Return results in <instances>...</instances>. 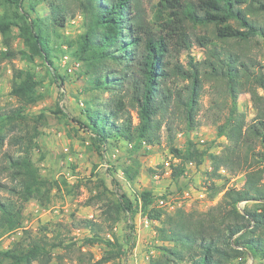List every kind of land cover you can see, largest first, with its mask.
Here are the masks:
<instances>
[{"label":"trees","instance_id":"trees-1","mask_svg":"<svg viewBox=\"0 0 264 264\" xmlns=\"http://www.w3.org/2000/svg\"><path fill=\"white\" fill-rule=\"evenodd\" d=\"M3 1L14 9V18L4 15L0 19V35L6 48L0 51V59L12 56L8 36L14 27L25 49L19 55L31 63L40 59L56 71L51 32L64 29L68 21L63 0L50 1L49 14L44 19L31 18L23 7L27 4L35 13L37 0ZM76 7L84 19V33L75 42L73 57L83 63L84 74L91 78L88 90L96 92L91 98L93 107L85 110L86 123L78 124L90 134L94 148L98 151L110 140H121L137 148L142 143L154 146L160 143L162 130L172 145L175 133L173 122L168 121L169 113L174 108L181 109L186 130H195L205 81L224 88L229 99L225 115L214 121L216 137L225 138L228 145L219 155L200 150L191 142L184 150L171 146L170 154L178 161L172 165L171 178L177 180L187 164L198 167L206 158L210 160L213 177L220 178L221 168L230 175L244 177L240 189H227L221 201L206 212L178 209L167 213L155 209V197L147 191L136 193L133 201L116 195L107 204L103 223L111 231L121 215L132 217L139 213L157 223L153 231L159 244L158 256L151 258L149 264H245L248 256L264 259V97L258 92V88H264V74H256L254 63L246 56L218 50L215 45L208 49V57L202 63L204 70L199 68L200 64L190 63L185 68L172 61L173 53L179 55L190 47L186 29L189 22L205 28L213 26V34L221 42L247 44L256 36L264 38V28L254 19L264 13V1L160 0L155 13L160 28L157 32L145 23L140 0H76ZM196 42L201 46L211 44L206 35ZM18 79L13 83L12 95L27 100L28 90L36 83L31 75L21 72L15 75ZM178 81L188 85L178 87ZM105 93L109 98L106 107L99 105V95ZM242 93L249 94L256 110L250 121L238 109L237 100ZM12 168L14 183L0 184V190L9 194L0 197V237L23 228L24 211L30 201L36 200L42 206L50 203L55 185L38 174L30 147L12 161ZM126 173L132 180L130 173ZM243 203L254 206L240 209ZM71 222L76 230L90 232L84 238L86 246L104 244L110 250L107 257L94 263L89 253V264H105L125 255L112 236V240L101 236L105 230L102 223L74 217ZM53 228L44 227L47 234L42 238L30 237L28 242L20 239L13 247L0 251V264H49L53 250L68 248L59 234L60 229L67 227L56 224ZM112 251L117 252L113 255Z\"/></svg>","mask_w":264,"mask_h":264},{"label":"rangeland","instance_id":"rangeland-1","mask_svg":"<svg viewBox=\"0 0 264 264\" xmlns=\"http://www.w3.org/2000/svg\"><path fill=\"white\" fill-rule=\"evenodd\" d=\"M50 1L53 0H37L35 13L30 11L27 4L23 7L31 18L39 16L44 19L49 14ZM159 1L140 0L143 19L145 23L154 27L155 32L160 30L158 22L155 21ZM63 3L69 14L66 26L55 33L51 32L50 46L53 49L52 56L56 57L54 61L56 71L40 59L31 63L19 55V52H24L25 49L22 40L19 39L18 30L14 27L8 36L12 56L0 59V121H4L0 123L2 136L0 184L11 186L14 183L12 173L15 170L12 168V161L22 157L24 148L28 147L38 174L55 184L50 203L46 206H42L36 200L26 205L23 228L2 235L0 251L13 247L20 239L28 242L30 237L42 238L47 234L43 231L44 227L54 229V225L62 224L67 228L60 229L59 234L68 248L53 250L49 264H89V253L93 255V263L107 257L110 250L104 244L92 247L84 244V238L91 234L87 230H76L71 222L74 217L102 223L105 230L101 236L110 240L112 236L124 250L125 255L113 258L105 264H149L151 258L158 256L156 247L159 244L155 241L153 231V227L158 224L150 221L146 227L143 223L145 217L140 213L132 217L121 215L112 225L113 229L109 231L108 225L103 223L107 204L111 200L114 201L117 196H124L133 201L136 193L147 191L155 197L153 205L155 209L167 213L178 209L206 212L221 201L227 189H240L244 183L243 175H230L225 170L224 174L218 172L220 178H215L210 173L212 168L208 158L198 167H190L187 164L181 177L177 180L171 178L172 165L178 162L170 154L171 146L184 150L189 142L195 144L190 137L196 141L201 136L204 143L198 142L195 145L200 150L219 155L228 145L225 138L216 137L214 121L217 117L222 119L225 115L229 99L224 88L204 81L199 98L200 110L197 116L199 124L195 130H186L182 122L184 121L182 110L174 108L168 116V121L173 122L175 133L172 145L167 140L166 132L162 130L160 143L154 146L142 143L137 148L121 140H110L97 151L90 134L78 124L86 123L85 110L93 107L91 98L96 92L88 90L91 78L84 74L85 66L78 60L80 68L71 76L66 75L59 66L60 56L64 53L63 48L65 47L68 54L73 57L75 42L84 33V19L77 10L76 0H63ZM13 11V8L0 0V19L4 15L13 19ZM254 19L264 28V13ZM45 23L48 25L49 21ZM186 29L191 41L190 47L188 50H181L179 55L173 53L174 63L177 61L185 68H189L190 63L200 64L199 68L204 70L202 63L208 57V49L215 45L218 50L246 56L254 63L255 73L264 74V69L259 68L264 67V38L256 36L247 44L221 42L215 38L213 26L205 28L189 22ZM205 35L211 44L201 46L196 39ZM0 51H6L5 41L1 35ZM108 66L118 70L112 63ZM17 72L31 75L36 83L28 90L27 100H20L12 95L13 83L19 82V79L15 80ZM176 85L185 87L188 82L178 81ZM258 92L264 97V88H258ZM99 97V105L106 107L109 104L108 93ZM237 105L239 111L246 115V121L255 116L256 110L249 94H240ZM134 116L132 112L133 121H136ZM167 162L170 167L166 170L164 164ZM126 172L133 177L132 180L128 179ZM8 196V193L0 190V197ZM160 199H165L167 204L169 203L168 206L160 207L158 205ZM170 205L175 207L174 210H169ZM252 206L253 203H243L239 208ZM251 229L250 227L248 230ZM133 243L134 247L131 249ZM116 252L110 253L114 255ZM244 262L264 264V259L248 256Z\"/></svg>","mask_w":264,"mask_h":264},{"label":"built area","instance_id":"built-area-1","mask_svg":"<svg viewBox=\"0 0 264 264\" xmlns=\"http://www.w3.org/2000/svg\"><path fill=\"white\" fill-rule=\"evenodd\" d=\"M75 22V21H74ZM64 50V53L61 54L60 56V59H59V66L61 69H63L65 71V74L68 75V76H71L73 75L79 68H80V62H78L75 58L71 57L69 54H68V51L66 50V48L64 47L63 48ZM195 136V135H194ZM190 139L192 140V142H194L195 144H203L204 143V139L200 136L199 138H197L196 141H193V137H190ZM165 169H169L170 167V164L169 162L165 163ZM188 166L190 167H195V164L193 163H189ZM219 172L221 174H224L225 173V170L224 169H221L219 170ZM169 204V203H168ZM167 202L165 201V199H160L158 201V205L160 207H166L168 206ZM169 210H174V206H169ZM149 220L147 218H144L143 219V223L144 225L147 227L149 225Z\"/></svg>","mask_w":264,"mask_h":264},{"label":"crops","instance_id":"crops-1","mask_svg":"<svg viewBox=\"0 0 264 264\" xmlns=\"http://www.w3.org/2000/svg\"><path fill=\"white\" fill-rule=\"evenodd\" d=\"M152 234H153V232H152Z\"/></svg>","mask_w":264,"mask_h":264}]
</instances>
